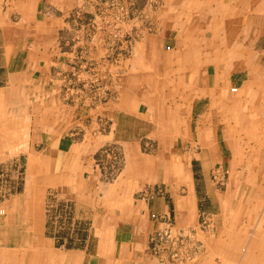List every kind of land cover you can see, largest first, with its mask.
<instances>
[{"label": "crops", "instance_id": "crops-1", "mask_svg": "<svg viewBox=\"0 0 264 264\" xmlns=\"http://www.w3.org/2000/svg\"><path fill=\"white\" fill-rule=\"evenodd\" d=\"M10 1L0 33L5 51L17 54L28 43L27 50L48 54L42 65L48 94L41 136L27 148V167L38 174L44 194L41 202L35 194L28 199L22 230L39 238L1 244L0 264H264V235L258 236L264 232V140L252 145L257 157L251 174L231 178V193L210 190L214 182L204 174L226 163L219 135L228 114L238 120L248 112L258 121L257 137L264 135V62L254 61L264 38L258 34L264 32V0H248L260 10L241 47L231 25L239 15L226 9L243 0H170L148 13H139L145 0H137L139 12L120 20L96 13L103 0H93V15L77 13L83 0ZM92 18L93 28L85 24ZM116 51L120 65L111 56ZM2 70L16 89L17 75L30 72L31 64ZM179 87L204 94L194 99L185 93L179 100ZM235 87L240 96L229 102ZM178 102L179 111L167 106ZM194 134L202 137L200 157L186 148L177 161L172 143L159 138ZM109 146L120 159L113 171L102 163ZM64 212L77 227L73 239L56 228L65 227ZM167 227L186 233L255 227L256 236L215 245L208 239L202 247L217 254L156 256L152 236ZM243 247L246 254L238 255Z\"/></svg>", "mask_w": 264, "mask_h": 264}, {"label": "rangeland", "instance_id": "rangeland-1", "mask_svg": "<svg viewBox=\"0 0 264 264\" xmlns=\"http://www.w3.org/2000/svg\"><path fill=\"white\" fill-rule=\"evenodd\" d=\"M95 1L83 0V5L77 10V13L93 15V3ZM103 1L104 2H99V4L96 5V13L98 15L105 14L112 16L114 19H117L118 17L120 20V17L123 14H127V12L131 15H133V13H138L139 11H141L139 13H145L143 10L146 8V13H148L150 9L158 7L159 5L161 6L170 0H145V5L140 10L137 9V0H127L126 3L125 0ZM229 6L231 7L226 9V13L232 14L236 11V15H239L237 20L240 21H235V23H232L231 25H235L234 29L239 32L238 35L236 33L237 37L241 36V40L237 42V45L241 47L244 45L246 35L248 36L249 28L255 24H252L250 19L251 17L256 16V14H259L257 11H259L260 8L258 10L256 5L250 6L248 0H243L242 2H239L238 5L236 3ZM12 7L10 0H0V11L2 12L0 16V33L1 26L4 27L3 25L6 24L4 18H6L5 16L10 17ZM263 9L264 8H262V10ZM260 15L264 17V14H259V16ZM93 18L92 21H87V23H85L86 25H91L92 28L93 26H96ZM111 24L112 23H108V25ZM120 24L121 21L118 20L114 23L117 30H120ZM262 25L264 26V22ZM261 33L264 32H259L258 34ZM34 40L35 39H29V42L32 43ZM129 40L130 45H132L134 39L130 37ZM120 42L121 39H114L115 45L118 43L120 46ZM29 48L30 45L27 43L24 46H19L17 48L19 50L21 49V52L17 54L12 52L7 53L5 50L8 48L4 46V40L0 37V66L10 65L11 68H17V70L20 71L24 65L31 64L30 72H26V74L25 72H19L17 75L18 78L16 80L18 85L16 89H13V87L6 84V72L2 70L0 73V245L15 244L17 241L22 240V238H27L29 240L39 238V236L34 237L28 232H23L22 228H24L23 224L27 219V216L24 215V208H26L28 199L31 195L35 194L38 198L37 202H41L43 198L42 194H44L42 184L37 182L38 174L36 172L33 173V171L27 167L29 154L27 148L30 144L36 145V142L41 136L42 125L45 124L42 113L44 112L43 97L48 94V87L46 86V80L44 79L42 65L49 55L38 52V49L41 48L33 47L30 51L27 50ZM12 49L13 47L10 48V50ZM257 55L258 56L257 58L255 56L254 61L264 62V38H261L258 43ZM111 56H113L114 64L120 65V51H116L115 54ZM50 58H52L51 61H56L57 56L56 54L51 55ZM14 65H16V67H14ZM53 87L56 88L57 85L55 84ZM162 90H165L164 92L171 91V89L164 88L161 89V91ZM230 92L229 102L240 96V92L238 91L235 94V92L232 91V88ZM185 93L188 95L191 94L194 99H199L203 96L204 91L202 88L189 89L179 87L176 89L177 98L179 100L182 96H185ZM171 97L173 98V95H171ZM163 98L164 96L162 99ZM26 100H31L32 102L27 103ZM51 106H54L56 109L58 107L57 104ZM167 106L169 108L176 107L178 111L181 107L183 108L179 102L177 104H167ZM239 106L242 108V111L251 110L248 104H244L243 106L239 104ZM230 107L231 109L233 108L232 104ZM242 115V118L237 120L233 119V116L228 114V118L221 120V134L219 135V141L221 142L224 151L226 163L221 168H211L210 172H204V174H210L211 181L214 182L213 185H209L210 190H213V192L231 193L235 186L234 184H230L231 178L235 175H249L253 170V168H251V161L257 157V152L252 149V145L256 144L261 138L264 140V135L257 137V130H259L257 120L250 118L251 116L248 112L246 114L243 112ZM259 122L261 123L264 133V120H259ZM58 124L59 121L56 119L53 122V126H56L57 128ZM159 138L162 140L167 139V142H171L173 147H175L177 150V158H174V160L176 161L180 156L179 151L182 150L184 152L186 148L189 150L193 149L194 157H200L199 152L203 147L201 144L203 141H201L202 137L197 134H194L193 136L179 135L175 137ZM110 147L111 146L107 147V149ZM145 149H147V147H145ZM111 162L110 158L109 160L104 159L102 162L103 167L105 169H111L113 166ZM196 164L198 165L199 162L196 161ZM167 170H165L164 175H167ZM201 171H203L201 167H195V172L203 175ZM203 186L205 187V184ZM71 214H73L72 209ZM71 214L66 218L64 212L62 218L66 219V221H64L65 227H56L57 230L61 229L62 232L60 233H62V236H67L68 239H73L77 234L75 231L77 227H73V218H71ZM81 229L83 228L81 227ZM83 233L85 234L86 232H82V234ZM40 235L43 236L44 232H41ZM262 235H264V232H259L258 236L261 237ZM255 236V227H218V230L214 231L208 230V227H198L197 230L190 233L177 229L173 230V227H167L153 235L152 242H155L158 245L156 249L154 248V252L157 253L156 256L174 255L179 257H193L217 254V249L215 248L202 247L208 239L210 245H215L219 240L238 241L246 239L245 242H247L254 239ZM247 250V247L238 248L237 254H246Z\"/></svg>", "mask_w": 264, "mask_h": 264}, {"label": "built area", "instance_id": "built-area-1", "mask_svg": "<svg viewBox=\"0 0 264 264\" xmlns=\"http://www.w3.org/2000/svg\"><path fill=\"white\" fill-rule=\"evenodd\" d=\"M232 91L233 92H236L237 91V89L236 88H233L232 89ZM106 154L109 156V158L111 159V163H112V171H113V169H117L118 167H119V165H120V159H119V156H118V154L115 152V151H113V150H111V149H107L106 150ZM155 217V216H154Z\"/></svg>", "mask_w": 264, "mask_h": 264}]
</instances>
